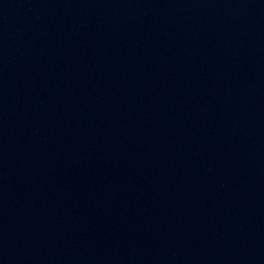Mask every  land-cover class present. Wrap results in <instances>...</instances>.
<instances>
[{"label": "water", "instance_id": "obj_1", "mask_svg": "<svg viewBox=\"0 0 264 264\" xmlns=\"http://www.w3.org/2000/svg\"><path fill=\"white\" fill-rule=\"evenodd\" d=\"M0 264H264V0H0Z\"/></svg>", "mask_w": 264, "mask_h": 264}]
</instances>
